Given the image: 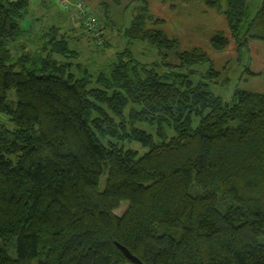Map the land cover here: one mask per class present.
Instances as JSON below:
<instances>
[{
	"label": "trees",
	"instance_id": "1",
	"mask_svg": "<svg viewBox=\"0 0 264 264\" xmlns=\"http://www.w3.org/2000/svg\"><path fill=\"white\" fill-rule=\"evenodd\" d=\"M134 1L101 0L95 30L79 13L95 46L110 45L104 29L121 28ZM153 1L134 9L126 33L161 61L142 63L129 46L94 74L55 57L78 55L61 33L63 5L40 30L43 48L21 42L19 54L30 0H0V264H133L118 244L143 264H264V92L238 89L224 102L205 50L264 43V1L254 17L248 0H159L165 16ZM179 6L223 15L227 29L186 45L168 29ZM207 61L199 80L185 71Z\"/></svg>",
	"mask_w": 264,
	"mask_h": 264
},
{
	"label": "rangeland",
	"instance_id": "2",
	"mask_svg": "<svg viewBox=\"0 0 264 264\" xmlns=\"http://www.w3.org/2000/svg\"><path fill=\"white\" fill-rule=\"evenodd\" d=\"M84 1L87 4V7H89V16L99 20L101 16L105 14V9L100 4L101 0ZM223 1L225 3L221 1V4L222 7H225L226 0ZM263 1L264 0H248L249 13L251 17L256 15ZM175 3L178 2L176 1ZM60 4L63 5L66 10H69L71 15L67 24L64 26L65 29H62L61 33L64 34L65 31H68L69 34L73 36V38L69 41V47L71 50L78 52V55L75 57H59L56 55L55 57H58L60 62L62 61L63 63L73 64V67H76L75 64H79V70L82 69L81 67L87 66L94 74H96L113 60L117 52L122 51L129 46L133 51L134 57L142 63L149 64L152 61H161L162 57L156 49L151 48L144 41L131 39L126 33V28L130 25L134 9L143 5V0H135L130 5L125 13V19L122 18L124 21L121 23V28L108 27L107 29H104L105 40H108L110 45L105 46V48L102 46L103 49H99L94 45L95 39L93 35H91L90 31L85 29L84 26L86 25L82 26L80 20L81 12L80 9L78 10L79 0H51L47 5L44 4L43 0H30L27 13H25V17L20 20L22 31L20 33V42L17 44L18 51L23 48V46H21V42L25 48H30L28 52H34V50H40L43 48V42L41 43V41H43L44 37L40 30L45 26L52 25V21L55 19V9L57 7L60 8ZM166 9V6L163 5L161 1H153L152 10L156 14L165 16L168 14ZM173 14L178 22H170V24H168V29L170 28L172 31H175V29L179 27V30H177L176 33L186 45L192 41L194 44L207 45L206 41L209 37L208 33L213 31L210 29H227V24L223 15L213 14L212 19L206 18L205 16L201 17L199 8L197 7L179 6L174 10ZM185 23L187 25L189 23L190 25H188V27L184 26ZM101 25L102 24L100 23V26ZM196 25L199 26L195 28ZM238 48V42L235 41V39H231L230 45L221 52L213 51L208 47V45L205 47V50H207L214 62L215 68L221 72V76L219 78H213L209 82L210 89L226 103L233 102L234 94L238 89L253 92H264V43L251 41L248 46L242 48L240 52ZM16 54L17 53H15V55ZM69 66L71 67V65ZM209 67L210 62L207 61L200 65L187 67V70L185 71L191 75L193 80L196 81L203 77V73H205ZM247 68L251 73L247 71ZM160 69H163V67H160ZM192 69L195 71L194 73H191ZM79 70L76 67V73H79ZM227 77L228 81L226 83L223 84L218 82L225 80ZM164 125L169 138L175 135L173 127H170L167 124ZM141 127L154 134L156 138L158 137L157 125L144 123ZM128 145L135 149L137 148L141 154L144 152L141 145L136 142ZM106 179L107 176L103 175L100 181L101 190L105 187ZM127 207L128 203L124 202L116 210V213L123 215ZM2 242L3 241L0 239V245ZM14 243H16L15 240L11 242L9 247V252L12 256H16L17 254Z\"/></svg>",
	"mask_w": 264,
	"mask_h": 264
},
{
	"label": "built area",
	"instance_id": "3",
	"mask_svg": "<svg viewBox=\"0 0 264 264\" xmlns=\"http://www.w3.org/2000/svg\"><path fill=\"white\" fill-rule=\"evenodd\" d=\"M10 1L15 2L17 0H10ZM79 9H80L81 15L84 18L85 25L88 26L90 29L95 30L97 27V19L88 15V13L85 11V6L82 0L81 1L79 0Z\"/></svg>",
	"mask_w": 264,
	"mask_h": 264
},
{
	"label": "water",
	"instance_id": "4",
	"mask_svg": "<svg viewBox=\"0 0 264 264\" xmlns=\"http://www.w3.org/2000/svg\"><path fill=\"white\" fill-rule=\"evenodd\" d=\"M120 249L123 251L125 256L127 257L128 260H130L133 264H143L139 258L134 256L126 247L118 244Z\"/></svg>",
	"mask_w": 264,
	"mask_h": 264
}]
</instances>
